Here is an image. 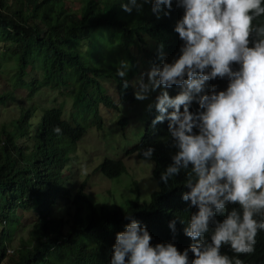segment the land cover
Wrapping results in <instances>:
<instances>
[{"label":"trees","instance_id":"obj_1","mask_svg":"<svg viewBox=\"0 0 264 264\" xmlns=\"http://www.w3.org/2000/svg\"><path fill=\"white\" fill-rule=\"evenodd\" d=\"M126 2L0 0V49L15 63L11 88L0 93V106L15 103L18 89L30 91L28 96L42 89L55 91L64 98L54 99L37 117L30 104L12 126L0 127V264H110L116 234L131 222L126 216L146 226L155 238L180 239L191 214L198 211L182 199L188 191L183 170L167 184L161 179L177 151L173 147L165 152L167 157L152 155L151 165L141 158L145 166L138 171L149 174L148 180L142 179L144 194L141 182L135 181L126 190L132 196L111 205L93 202L86 191L88 175L79 172L76 147L90 125L104 129L102 111L117 116L114 125L120 131L134 122L132 137L141 138L139 147L149 148L150 138L140 131L149 125L148 103L133 98L138 90L133 82L141 78L139 71L146 65L173 62L183 45L175 26L184 10L176 0L170 11L164 9L169 15L161 12L160 18L150 3L139 12L127 13L121 8ZM253 23H264V17ZM121 61L129 65L124 78L117 75ZM238 67L233 65L234 70ZM212 85L217 91L226 90L228 80L207 81L200 95L209 94ZM160 88L174 97L181 91L178 85ZM67 99L72 101L69 110ZM198 109L194 100L189 110ZM55 127L62 130L60 134L53 131ZM133 153L126 149L124 155ZM97 172L114 180L126 168L120 159L105 158L92 173ZM232 207L238 206L229 205L216 219L223 221ZM27 218H32L27 238L9 254L12 238ZM173 220L175 233L169 228ZM221 251L229 257L237 255L229 246ZM239 259L243 264H264V230L256 237L255 251Z\"/></svg>","mask_w":264,"mask_h":264},{"label":"clouds","instance_id":"obj_2","mask_svg":"<svg viewBox=\"0 0 264 264\" xmlns=\"http://www.w3.org/2000/svg\"><path fill=\"white\" fill-rule=\"evenodd\" d=\"M146 3L160 18L161 12L169 15L173 0H127L121 8L139 12ZM176 5L184 10L175 26L183 41L180 55L159 67L146 65L133 82L138 89L133 98L148 103L149 125L140 131L150 138L149 148L139 147L141 138L132 137L134 122L120 131L114 125L117 116H111L109 130L126 139L122 155L126 149L133 151L144 165L142 157L151 165L152 155L167 157L168 148H175L161 179L167 184L183 170L188 191L182 199L198 211L191 214L180 239L155 238L126 216L131 222L116 234L110 264H243L239 255L253 253L264 230V23H253L264 17V0H176ZM128 70V63L121 61L117 75L124 78ZM217 78H227L226 90L212 85L209 94L200 95L206 82ZM173 85L181 87L175 97L160 88ZM128 86L125 79L123 87ZM194 100L199 109L191 112ZM229 205L238 207L218 221L217 213L225 214ZM175 224L169 223L173 233ZM228 246L235 257L222 253Z\"/></svg>","mask_w":264,"mask_h":264},{"label":"rangeland","instance_id":"obj_3","mask_svg":"<svg viewBox=\"0 0 264 264\" xmlns=\"http://www.w3.org/2000/svg\"><path fill=\"white\" fill-rule=\"evenodd\" d=\"M98 53H100V51ZM14 71V61L8 56V54L4 53L3 50L0 49V93L11 88L10 78L12 77ZM108 92L109 94L113 95V91L109 87ZM29 93L30 91L26 89L14 90L16 102L11 103L6 107L0 106V127L2 125H8V127L10 125L12 126L13 122L21 115L22 109L26 108L30 104L36 108L35 116L37 117L40 115L41 111L49 108L51 104H53L54 99L58 100L59 102L64 99L58 95L57 92L47 91L44 89L32 92L31 96H28ZM114 98L116 99V95ZM67 101L68 103L66 104L65 109L69 110L71 108L72 101L71 99H67ZM103 114L104 117L102 118L105 129L103 131H98L94 126L90 125L86 135L76 147V153L78 154L77 165L80 170L79 172L81 175H88L86 186L87 194H89L93 202L99 206L101 204L111 205L114 202H121L120 200L122 197L123 199H126L132 196V194L128 195L126 190L130 184L135 181L141 182L139 187L141 194H144L145 190L142 182L143 180L146 181L149 178V174L145 173L144 171H138V167H143L145 165L136 161V156L122 155L124 148L123 144L127 143V141L123 138L122 134L116 133L113 130H109L111 129L110 124L113 122L111 120L110 111L105 110ZM129 134L130 130L125 132V135L130 138ZM118 157L124 163L127 172L122 174L119 178L108 180L98 172L94 174L92 173L95 167L103 159H114ZM81 181L82 179H80L78 183ZM31 219L27 218L22 220V228H20L12 238V248H9V254L13 251L14 247L19 245L21 239L27 238V233L31 227Z\"/></svg>","mask_w":264,"mask_h":264}]
</instances>
